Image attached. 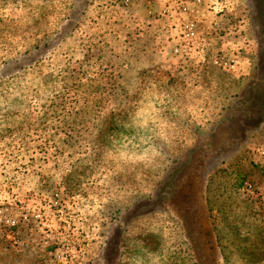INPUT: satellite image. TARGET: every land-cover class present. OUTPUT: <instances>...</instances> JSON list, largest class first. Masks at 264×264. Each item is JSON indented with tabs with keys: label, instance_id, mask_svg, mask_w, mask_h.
Wrapping results in <instances>:
<instances>
[{
	"label": "rangeland",
	"instance_id": "374dc122",
	"mask_svg": "<svg viewBox=\"0 0 264 264\" xmlns=\"http://www.w3.org/2000/svg\"><path fill=\"white\" fill-rule=\"evenodd\" d=\"M138 1L0 0V264H264V0L167 69Z\"/></svg>",
	"mask_w": 264,
	"mask_h": 264
},
{
	"label": "built area",
	"instance_id": "2783aa9c",
	"mask_svg": "<svg viewBox=\"0 0 264 264\" xmlns=\"http://www.w3.org/2000/svg\"><path fill=\"white\" fill-rule=\"evenodd\" d=\"M191 5L189 7L185 0H172L169 11L164 13L170 24L166 29L167 35L171 41L175 42L172 54L181 68L192 62L204 61L199 56L203 50L198 47L200 23H202L204 14L213 10V7L208 9L205 6L204 0H193ZM237 60L234 56L220 53L215 56L212 62L224 71H230L237 69Z\"/></svg>",
	"mask_w": 264,
	"mask_h": 264
},
{
	"label": "crops",
	"instance_id": "0c3cea01",
	"mask_svg": "<svg viewBox=\"0 0 264 264\" xmlns=\"http://www.w3.org/2000/svg\"><path fill=\"white\" fill-rule=\"evenodd\" d=\"M136 0H133V3L135 2ZM171 1L172 0H141L138 1L140 4L138 6V8L140 9V12L143 13L144 15L146 16H151V18L149 19L150 20V25H151V29L149 31L153 37V39L151 40V43H153V47L154 49H158V52L159 55H158V58L160 59L161 61V64L164 65L165 69H167V66H171L170 64H175L172 63V60L173 58H171L170 56V50H171V47L173 46L174 42H168L167 40V37H168V32H164V29H167V26H169V21L167 20V15L165 16L164 13H166L167 11H169V8H170V5H171ZM185 2H187L185 0ZM192 2H188V6L191 7L192 5ZM206 16V15H205ZM129 17V16H128ZM157 19V20H156ZM202 22V20H201ZM206 22L205 24L202 25V27L204 28H208L210 30H212V26L211 24L208 25L209 21H204ZM135 27H138L139 29L143 28L141 27V25H134ZM159 30L163 31L162 33V36H158L157 38L154 37L153 34H156V32H158ZM125 39V38H124ZM162 40L163 43L162 45L160 46L161 48H159L158 44V40ZM223 44V42H222ZM122 46H127V43H123ZM202 46V49L205 50V53L208 49V46H210V43L205 44V42L201 45ZM125 47H122V52L124 53V48ZM146 53V52H145ZM120 55V58H125V54H119ZM204 61H205V58H204Z\"/></svg>",
	"mask_w": 264,
	"mask_h": 264
},
{
	"label": "trees",
	"instance_id": "16d2710c",
	"mask_svg": "<svg viewBox=\"0 0 264 264\" xmlns=\"http://www.w3.org/2000/svg\"><path fill=\"white\" fill-rule=\"evenodd\" d=\"M253 2H255V0H250V1H249L250 4L252 3V7H253ZM253 10H254V9H253ZM253 28H254V24H253ZM259 30H261L260 33H261V32L264 33V27L259 28ZM256 36L258 37L257 34H256ZM258 42H259V41H258ZM253 76L256 78V80H255L254 83H252V84L247 88L248 93L251 94V102H254V96H253V94L257 91L256 89H257V87H259L258 85L261 84V83L264 84V80L260 79L261 76L264 77V58H261V59L257 62V66H256V69H255V71H254ZM262 84H261V85H262ZM259 127H260V125H258L257 128H259ZM209 169H210V168H208V170H209ZM206 170H207V168H206Z\"/></svg>",
	"mask_w": 264,
	"mask_h": 264
}]
</instances>
